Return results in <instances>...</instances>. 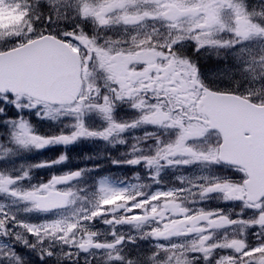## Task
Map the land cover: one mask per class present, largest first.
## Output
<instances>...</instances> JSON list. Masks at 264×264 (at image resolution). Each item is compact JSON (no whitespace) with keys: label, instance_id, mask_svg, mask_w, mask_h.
Wrapping results in <instances>:
<instances>
[{"label":"snow or ice","instance_id":"obj_1","mask_svg":"<svg viewBox=\"0 0 264 264\" xmlns=\"http://www.w3.org/2000/svg\"><path fill=\"white\" fill-rule=\"evenodd\" d=\"M0 264H264V0H0Z\"/></svg>","mask_w":264,"mask_h":264},{"label":"rangeland","instance_id":"obj_2","mask_svg":"<svg viewBox=\"0 0 264 264\" xmlns=\"http://www.w3.org/2000/svg\"><path fill=\"white\" fill-rule=\"evenodd\" d=\"M85 146L92 147L93 145L85 143V144H82V145H73V146H71V148H75L76 149V148H80L81 147V149H83ZM63 151H64L63 148H61V147H55V148H50V149L44 150L43 154H34V155L36 156L37 159H40L41 160V158H44V159L48 160V159H55V158H57L61 154V152H63ZM94 151L95 152H94L93 155H96L97 153H99L98 150H97V147L94 148ZM51 153H54V156H49ZM68 154L69 155H74L77 158H80L79 159L80 164L86 163V161L83 160V157L81 158V154L80 153H77L76 151H73L71 153L68 152ZM70 163H71V161H70ZM68 166L69 167H72L69 164H68ZM60 167L63 168L64 166L62 165ZM111 168H112V166L110 164L108 165V167L106 165V170H109ZM41 171L42 172H45V173L48 172V170H41ZM113 171H117V170L113 169ZM117 174H119L118 171H117ZM127 175L130 177L131 176V173H127Z\"/></svg>","mask_w":264,"mask_h":264},{"label":"flooded vegetation","instance_id":"obj_3","mask_svg":"<svg viewBox=\"0 0 264 264\" xmlns=\"http://www.w3.org/2000/svg\"><path fill=\"white\" fill-rule=\"evenodd\" d=\"M97 147V150L99 153H103L104 149H103V146L102 145H93L92 147H87L85 146V149L82 151V154L85 155V154H89V155H93L94 154V148ZM106 165L108 167L109 164L105 163L104 165V168L102 169L103 171L106 170ZM107 171V170H106Z\"/></svg>","mask_w":264,"mask_h":264}]
</instances>
